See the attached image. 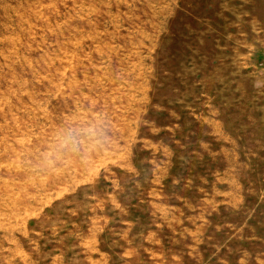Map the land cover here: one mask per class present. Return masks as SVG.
<instances>
[{
    "label": "rangeland",
    "instance_id": "374dc122",
    "mask_svg": "<svg viewBox=\"0 0 264 264\" xmlns=\"http://www.w3.org/2000/svg\"><path fill=\"white\" fill-rule=\"evenodd\" d=\"M74 250L264 264V0H0V264Z\"/></svg>",
    "mask_w": 264,
    "mask_h": 264
},
{
    "label": "crops",
    "instance_id": "0c3cea01",
    "mask_svg": "<svg viewBox=\"0 0 264 264\" xmlns=\"http://www.w3.org/2000/svg\"><path fill=\"white\" fill-rule=\"evenodd\" d=\"M70 254L73 255L72 258L69 259V261H66V263L64 264H87L85 257L81 256V252L79 251L77 252L76 250H74ZM51 264H53V262ZM57 264H61L60 261ZM93 264H104V263H102L101 259L99 261L97 257H95ZM111 264H119V263L112 262ZM124 264H129V262H125Z\"/></svg>",
    "mask_w": 264,
    "mask_h": 264
},
{
    "label": "clouds",
    "instance_id": "9594fccd",
    "mask_svg": "<svg viewBox=\"0 0 264 264\" xmlns=\"http://www.w3.org/2000/svg\"><path fill=\"white\" fill-rule=\"evenodd\" d=\"M69 143H73V144L75 143V138L71 133H69V135H68L65 143L62 145V147H66L67 144H69Z\"/></svg>",
    "mask_w": 264,
    "mask_h": 264
}]
</instances>
